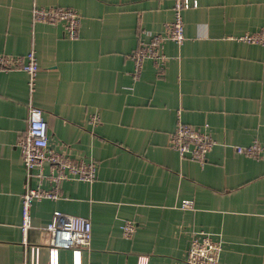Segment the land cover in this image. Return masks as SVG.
Instances as JSON below:
<instances>
[{
  "label": "crops",
  "instance_id": "obj_1",
  "mask_svg": "<svg viewBox=\"0 0 264 264\" xmlns=\"http://www.w3.org/2000/svg\"><path fill=\"white\" fill-rule=\"evenodd\" d=\"M174 0H0V54L35 50L40 72L30 93L22 69L0 70V264H29L22 242L26 166L17 145L31 101L43 109L52 148L97 163L93 181L59 183L57 199L32 204L29 240L48 263L55 210L88 217L92 242L82 264H186L189 241L205 230L223 240L220 264H264V45L238 37L264 27V0H199L184 11V43L164 41L163 66L147 58L134 75L133 52L162 33ZM69 7L79 35L33 9ZM91 115H98L96 123ZM209 131L216 144L202 164L169 146L179 122ZM38 171V169H35ZM33 186L52 188L50 166ZM185 199L193 207L182 208ZM135 223L126 237L123 226ZM59 264H74L71 249Z\"/></svg>",
  "mask_w": 264,
  "mask_h": 264
},
{
  "label": "built area",
  "instance_id": "obj_2",
  "mask_svg": "<svg viewBox=\"0 0 264 264\" xmlns=\"http://www.w3.org/2000/svg\"><path fill=\"white\" fill-rule=\"evenodd\" d=\"M199 0H174V17L166 25L162 33L149 32L148 40L141 41L140 46L133 52L134 75L138 77L142 72L147 58H152L161 66L167 60L163 51L164 41L172 40L177 44L184 43L185 19L184 11L197 7ZM33 17L37 21L50 23L62 22L68 37L75 38L79 35L81 27V14L69 7H38L33 9ZM240 40L248 43H261L264 45V27L257 31L247 32ZM22 69L29 75L30 93L36 91V81L40 72V63L36 51L30 50L25 55L0 54V70L10 71ZM43 109L33 101L29 104L28 128L17 142L21 150L27 171V182L22 195V242L28 250L29 264H59V250L71 249L74 255V264H82V251L91 246L92 223L90 218L55 210L52 220L44 227L51 233L49 241L50 258L48 263L40 259V244L29 240V231L33 227L31 207L32 204L44 198L57 199L60 196L59 183L63 179L77 178L93 181L97 177V163L77 161L68 157L63 151L52 148L48 134L47 120ZM90 122L96 123L98 115H91ZM216 144L215 138L206 125L203 129L196 128L180 121L177 128L170 134L169 146L178 151L182 157L188 156L202 164L207 161L208 153ZM238 153L251 157L261 158L264 146L258 140L248 145H236ZM48 164L51 170L54 186L43 188L33 186V176H45L44 166ZM35 169H38L36 171ZM194 201L185 199L182 208L193 207ZM135 231V223L128 221L123 226L126 237H131ZM223 250V240L219 235L205 230L195 231L189 241L186 264H220ZM138 264H148V257L141 256Z\"/></svg>",
  "mask_w": 264,
  "mask_h": 264
}]
</instances>
